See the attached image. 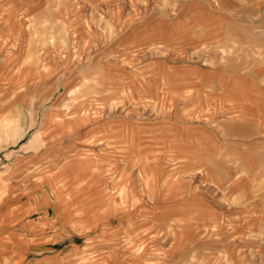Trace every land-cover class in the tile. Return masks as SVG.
Segmentation results:
<instances>
[{
	"label": "rangeland",
	"instance_id": "1",
	"mask_svg": "<svg viewBox=\"0 0 264 264\" xmlns=\"http://www.w3.org/2000/svg\"><path fill=\"white\" fill-rule=\"evenodd\" d=\"M23 1L0 0L2 264H264V213L245 211L264 180L235 193L239 160L209 163L195 83L263 58L264 36L189 32L204 0ZM178 8L184 32H162Z\"/></svg>",
	"mask_w": 264,
	"mask_h": 264
},
{
	"label": "crops",
	"instance_id": "2",
	"mask_svg": "<svg viewBox=\"0 0 264 264\" xmlns=\"http://www.w3.org/2000/svg\"><path fill=\"white\" fill-rule=\"evenodd\" d=\"M23 2L31 5V9L40 4H50L49 0ZM242 3L252 5L255 12L250 11L247 18H241L240 11L232 9L234 6H240L236 0H204L201 7H207L209 10L207 20L193 19L189 32H233L234 26L240 25L248 29L246 32H257L258 35L264 36V29L258 26L261 20L259 10L261 4L264 5V0H246ZM196 8L199 7H193ZM183 10L184 8H178L177 14L167 12L170 16H163L166 19V27L162 32H168V29L173 30L170 32H184L182 27L189 24L190 20L179 15ZM200 68L205 69V72L195 79V83L212 86L205 95L208 101L207 113L211 121L215 122L213 126L208 125L209 134L206 137L209 141V158L214 159L209 163H227L226 160L218 159L233 156L237 158L244 170L243 176L232 178L228 184L235 193L246 195L250 189L251 177L254 180H264V56L255 63L245 61L229 66ZM250 206L245 211L264 213V208L256 204ZM257 221L258 224L262 222L261 219ZM217 257L219 258L211 261L217 264H233L232 261L236 260L229 253ZM2 260L5 261V255H0V264Z\"/></svg>",
	"mask_w": 264,
	"mask_h": 264
},
{
	"label": "bare ground",
	"instance_id": "3",
	"mask_svg": "<svg viewBox=\"0 0 264 264\" xmlns=\"http://www.w3.org/2000/svg\"><path fill=\"white\" fill-rule=\"evenodd\" d=\"M218 219V218H217ZM215 230V229H214Z\"/></svg>",
	"mask_w": 264,
	"mask_h": 264
}]
</instances>
